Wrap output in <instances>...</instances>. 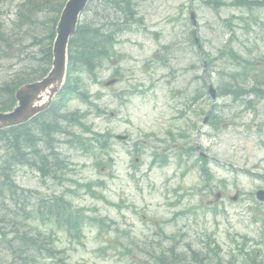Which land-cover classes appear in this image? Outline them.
Segmentation results:
<instances>
[{"label": "rangeland", "instance_id": "rangeland-1", "mask_svg": "<svg viewBox=\"0 0 264 264\" xmlns=\"http://www.w3.org/2000/svg\"><path fill=\"white\" fill-rule=\"evenodd\" d=\"M17 1L3 0L0 20L4 24L13 18ZM205 1L134 0L136 15L142 17L141 27L118 36L121 42L115 48L120 57L104 61L96 81L85 72L75 74L83 76L80 85L83 83L90 100L105 113H93L89 103L77 97L66 108L88 110L86 120L92 131L125 134L128 139L111 136L100 155L83 152L74 142L75 135L82 133L77 127L72 131L75 135H61L54 144L69 170L64 175L68 180L62 184L53 178L43 181L33 164L15 167V180L23 188L36 190L39 196L71 189L64 196L75 207H83L85 214L105 222L98 226L88 221L81 242L57 232L54 246L42 243L41 247L65 251L55 252L53 260L41 255L30 264H56L62 258L76 264H154V255L171 244L176 252L182 249L189 255L191 249L201 252L210 238L219 246L216 261L226 264L238 253L237 242H263L264 223L254 221L253 214L264 212V203L255 198L256 190H264V97L254 91L237 97L223 93L212 103L206 93L208 83L216 90L232 80L230 73L236 65L230 49L246 59L254 56L264 62V9L255 7L247 12V7L223 0L226 3L215 12ZM90 7L82 16L86 20L90 19ZM190 10L195 13L196 27L189 19ZM231 16H243L244 20L240 17L225 26L222 21ZM254 18L258 22L254 33L244 35L241 27L250 25ZM206 52L216 56L213 66L206 63ZM3 57L0 77L19 66L15 60L10 66ZM115 69L123 77L113 83L108 79L119 76H113ZM252 74L261 79L255 87L264 92V71L261 74L256 68ZM254 84L249 80L245 87ZM128 89L132 94H125ZM213 105V112L223 118H216V129L211 122L202 123ZM179 149L187 152L178 157ZM3 151L0 144V154ZM159 153L168 154L166 162ZM199 154L206 158L210 180L202 175L201 161H196ZM97 159L103 162L99 167ZM80 184L83 186L78 187ZM86 184L95 188V196ZM216 192H221L222 198L217 200ZM235 192L237 198L232 200ZM181 212L189 214L179 215ZM13 217L0 212L4 220L12 221ZM27 225L48 232L34 219ZM12 261L16 262L0 249V264Z\"/></svg>", "mask_w": 264, "mask_h": 264}, {"label": "trees", "instance_id": "trees-1", "mask_svg": "<svg viewBox=\"0 0 264 264\" xmlns=\"http://www.w3.org/2000/svg\"><path fill=\"white\" fill-rule=\"evenodd\" d=\"M65 1L18 0L10 22L4 24L0 20V57L4 56L2 61L8 62L10 66L14 60L19 65L11 74L0 77V111L14 106V92L18 86L42 78L49 70L54 29ZM237 2L248 7L253 4L264 6V0ZM2 5L3 0H0V7ZM90 5L94 7L91 8ZM135 6L134 0H90L87 7L92 9L90 19L81 18L75 34L69 39L67 78L55 100L46 111L38 113L26 124L0 130V144L4 149L0 154V212L14 216L12 221L0 218V248L4 245L6 249H18L34 261L32 254L43 249L41 244L46 236L27 225L31 219L50 225L51 228L55 227L56 231L66 232L72 238L79 239L82 235L86 223L82 208L73 207L72 202L63 195L53 194L50 198L30 195V190H24L17 185L14 170L17 165L33 164L42 177L63 180L67 168L66 158L60 155L54 143L61 135H75L72 132L75 127L82 133H91L88 137L82 133L75 135L74 142L83 152H98L101 155L100 151L106 150L110 133L92 131L86 120L88 110H70L66 105L72 98L77 97L89 103L93 113L100 115L103 112L97 104L91 102L83 83L80 85L79 78L83 76L75 74L85 72L92 79H96V70L103 65L104 60L118 55L114 49V44L119 40L117 36L125 30H131L133 23L142 21V17L136 15ZM29 46H33V50L28 51ZM229 56L237 71L230 73L232 80L230 79V83L227 81V87L223 86L222 89L233 90L234 94L245 92L239 84L249 80L259 81L260 78L252 72L258 67L257 62H264L254 56L250 59L238 56L232 49L229 50ZM209 62H213V57L209 58ZM263 71L261 69V74ZM245 74L251 78L241 76ZM15 156L19 157V161L11 159ZM101 163L102 160L98 159L96 165L99 167ZM86 185L94 195L91 184ZM24 201L28 204L24 205ZM27 206L30 207L29 211L26 210ZM9 234L11 235L8 236ZM45 250L47 256L54 252L53 248ZM158 260L162 264L165 262L161 256H158ZM168 261L176 262L174 256L169 257ZM60 264H66L63 258L60 259Z\"/></svg>", "mask_w": 264, "mask_h": 264}, {"label": "water", "instance_id": "water-1", "mask_svg": "<svg viewBox=\"0 0 264 264\" xmlns=\"http://www.w3.org/2000/svg\"><path fill=\"white\" fill-rule=\"evenodd\" d=\"M88 0H67L57 24V36L53 47V68L47 77L36 83L26 84L16 92L19 103L12 112L0 113V128L24 123L29 117L48 107L52 96L59 91L65 77L66 45L68 36L75 31L79 12L84 9ZM193 18V15H191ZM125 139L126 136H116ZM236 197V195H235ZM233 197V199H235ZM257 197L264 199V192L258 191Z\"/></svg>", "mask_w": 264, "mask_h": 264}, {"label": "bare ground", "instance_id": "bare-ground-1", "mask_svg": "<svg viewBox=\"0 0 264 264\" xmlns=\"http://www.w3.org/2000/svg\"><path fill=\"white\" fill-rule=\"evenodd\" d=\"M13 161L17 160L19 161V157L15 156L11 158ZM16 164V163H15ZM25 197H27V194H24ZM0 249L5 250V252H7L8 254H10L15 260L16 262L12 261L10 263L7 264H30V259H28V256L25 255L23 252L19 251L18 249H6V247H1Z\"/></svg>", "mask_w": 264, "mask_h": 264}]
</instances>
